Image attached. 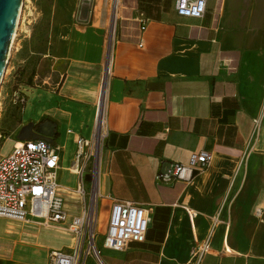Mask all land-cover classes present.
Listing matches in <instances>:
<instances>
[{"label": "crops", "instance_id": "0c3cea01", "mask_svg": "<svg viewBox=\"0 0 264 264\" xmlns=\"http://www.w3.org/2000/svg\"><path fill=\"white\" fill-rule=\"evenodd\" d=\"M45 41L40 83L20 90L22 109L5 99L13 77L4 78L0 137L15 143L31 131L59 147L64 209L78 207L65 209L71 219L83 206L69 193L78 176L61 167V154L92 136L100 108L99 211L108 215L112 200L150 209L145 241L122 251L101 244L102 264H264V0H206L200 19L178 17L174 0H51ZM201 152L209 164L189 181H158ZM0 219V247H8L0 264L22 263L26 250L47 259L59 250L38 231L24 236L23 226H65ZM204 243L210 251L197 259Z\"/></svg>", "mask_w": 264, "mask_h": 264}, {"label": "built area", "instance_id": "2783aa9c", "mask_svg": "<svg viewBox=\"0 0 264 264\" xmlns=\"http://www.w3.org/2000/svg\"><path fill=\"white\" fill-rule=\"evenodd\" d=\"M25 3L26 0L22 2V14ZM174 11L181 18L200 19L206 11V0H174ZM7 70L8 65L0 90ZM12 99L21 109L26 103V96L20 91H14ZM97 117L96 108L92 136L89 139H75L76 151L72 166L75 167L78 183L73 192L83 208L80 215L72 217L65 226V231L74 235L73 247L68 252L50 251L46 264H78L87 256L92 257L97 264H102L100 251L96 246L97 217L94 213L93 220L90 222L88 219L91 203L87 208L84 206L86 192L83 181L84 170L93 156L94 169L98 167L97 157L106 136L103 116L98 129ZM59 150V147L48 141L36 139L15 142L9 155H0V218L21 223L33 221L45 227L65 225L67 214L64 210V199L59 193L57 178ZM210 159L207 153H194L190 155L187 165H173L168 171L158 175L157 179L163 184L187 182L194 173L206 168ZM149 221L150 209L128 201L112 200L106 233L101 235L102 248L122 251L131 243H143ZM208 251V243L199 245L195 257L198 259L202 253Z\"/></svg>", "mask_w": 264, "mask_h": 264}, {"label": "rangeland", "instance_id": "374dc122", "mask_svg": "<svg viewBox=\"0 0 264 264\" xmlns=\"http://www.w3.org/2000/svg\"><path fill=\"white\" fill-rule=\"evenodd\" d=\"M51 0H26L24 12L22 16V21L20 22L19 28L17 30V35L14 39V44L11 51V56L8 62V70L6 75H12L13 79L10 81L7 89L5 90L6 97L5 99H12V93L14 91H20L24 89V85L27 84L31 88H36L37 84L40 83L34 79L38 72V64H40V59L42 54L46 52V27L48 21V14H49V7H50ZM116 2V1H115ZM115 29V21L114 17L112 20L111 28H110V35L112 36ZM16 48L18 50H16ZM45 64V65H44ZM41 65L46 66V63H41ZM44 70V68L42 69ZM40 68V71H42ZM0 90V107L2 106L1 100L4 94ZM27 92V91H26ZM11 105V102H9ZM98 125V123H97ZM99 128V126L97 127ZM50 130V129H48ZM30 133V134H29ZM25 139H32V138H41L40 136L34 135L31 131L28 132V136H24ZM14 138L7 137L3 139L0 138V155L7 156L12 151ZM75 151V146L70 140L66 146V148L62 151V158H61V167L67 169L72 166L73 162V155ZM102 149L99 152L97 157L98 167L94 169V156L88 161L86 168L84 170L83 181L85 185V192H86V199H85V207L89 206L91 203V197L94 190L98 187V180H99V162L101 159ZM67 182L72 183L73 179L68 178L66 179ZM97 191V190H96ZM72 196H75L73 191L69 192ZM77 198V197H76ZM65 205V200H64ZM77 207V206H76ZM75 205L71 206L66 203L65 209L71 215L77 214ZM84 207V208H85ZM78 208V207H77ZM64 209V210H65ZM66 212V211H65ZM66 212V214H68ZM95 217H97V239H96V246L99 249V246L102 244V236L106 233L107 223H108V215H104V211H99V195L96 199V206H95ZM69 215V214H68ZM67 217L66 226L70 218ZM5 221L0 219V228L5 226ZM24 236L27 235H34L37 231L42 236H48L49 238L55 239L53 243H56V247L59 250L63 248H70L74 244V235L64 231V230H55V229H44L41 228L37 230L34 226H23ZM102 235V236H101ZM32 238V237H28ZM29 240H34L29 239ZM42 242V239L39 240ZM3 248L0 247L1 253H7L5 251L8 250V247L2 245ZM0 253V256H1ZM17 256L20 257V260L23 264H45L47 262V252L45 250L34 249V250H26L23 251L21 254Z\"/></svg>", "mask_w": 264, "mask_h": 264}, {"label": "water", "instance_id": "95a60500", "mask_svg": "<svg viewBox=\"0 0 264 264\" xmlns=\"http://www.w3.org/2000/svg\"><path fill=\"white\" fill-rule=\"evenodd\" d=\"M23 0H0V85L3 80L7 68V54L10 47V42L14 33L17 19L22 7ZM85 18L88 16L89 7L85 9ZM106 88V77L102 79L101 91L98 104L101 97L104 96ZM45 140L43 138L24 139L27 140ZM47 141V140H45Z\"/></svg>", "mask_w": 264, "mask_h": 264}, {"label": "bare ground", "instance_id": "6f19581e", "mask_svg": "<svg viewBox=\"0 0 264 264\" xmlns=\"http://www.w3.org/2000/svg\"><path fill=\"white\" fill-rule=\"evenodd\" d=\"M115 1L116 0H114V4H116ZM21 15H22V7L20 9V13H19V16H18V19H17V23H16V26H15V29H14V33H13V36H12V39H11V42H10V47H9V51H8V54H7V64L9 62V59H10V56H11V51H12V47H13V44H14V39H15V37L17 35V30H18L20 22H21ZM100 114H101V110L99 108V111H98V114H97V116H98L97 117V120H98L97 127L100 126ZM73 168L74 169H72V171L75 172V167H73ZM97 196H98V194H97L96 189H95L93 194H92L91 206H90V210H89V214H88V219H89L90 222H91V220H93V217H94Z\"/></svg>", "mask_w": 264, "mask_h": 264}]
</instances>
